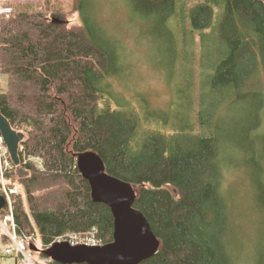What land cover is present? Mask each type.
<instances>
[{
  "label": "trees",
  "instance_id": "16d2710c",
  "mask_svg": "<svg viewBox=\"0 0 264 264\" xmlns=\"http://www.w3.org/2000/svg\"><path fill=\"white\" fill-rule=\"evenodd\" d=\"M39 1L0 0L9 9L0 12V113L23 135L22 171L13 165L6 178L20 188L14 218L27 249L37 229V264H61L43 254L61 237L94 232L102 245L113 240L112 213L91 199L76 166V155L86 150L132 185L134 207L160 242L139 264H264V217L255 218L259 195L252 190L264 192V0H125L135 17L174 33L177 8L184 13L189 1L196 32L183 44L207 47L204 62L213 70L212 94L199 97L198 116L209 117L199 119V133L157 130L141 137L139 117L112 94L113 79L125 69L121 44L101 22L104 0H70L67 11L58 1ZM221 112L230 113L228 123L212 126ZM241 150L251 154L257 179L247 202L255 231L246 240L224 187L229 158ZM1 238L5 244L7 236Z\"/></svg>",
  "mask_w": 264,
  "mask_h": 264
},
{
  "label": "rangeland",
  "instance_id": "374dc122",
  "mask_svg": "<svg viewBox=\"0 0 264 264\" xmlns=\"http://www.w3.org/2000/svg\"><path fill=\"white\" fill-rule=\"evenodd\" d=\"M57 1L65 11L70 10V0H51V3ZM103 3L101 22L109 28L111 33L113 32L114 38L121 44L123 66L126 70V73L123 70V74L113 79L112 94L114 93L116 99H121L120 105H123L124 109L132 110L139 117L137 137L157 130L162 133L187 130L199 133L202 126L199 119L209 121V117L205 115L198 116L199 97L204 95L208 100L212 94L210 77L213 70L211 65L205 64V58L209 59L210 56L207 47L201 48L198 42L196 44L190 42V45L183 44V37L191 41L196 32L191 30L186 13L190 8L187 7L189 1H186L184 13L177 8V14L172 19L171 27L175 28L177 33L156 25L157 23L152 19L144 20L135 17L125 0H104ZM2 9H5L4 3L0 6V12ZM211 60H213L212 54ZM1 78L6 85V78L4 76ZM219 108V112L225 109L223 104ZM224 113H220L224 115L222 121L219 120L220 115L212 117L210 120L212 126H215L217 122L222 127L226 126L230 113ZM187 124H190V127H187ZM243 148L246 147L243 146ZM242 151L230 156L229 159L233 161L231 166L235 171L229 167L225 169L224 187L229 191L231 201L235 204L240 238L246 240V238L250 239L255 231V219L249 212L247 202L251 203V184L255 186L257 179H253L254 167L251 164V154ZM244 174L248 179L250 190L248 194ZM263 174L261 173L260 176ZM252 190L253 195L254 193L259 195V209L254 210L255 218L258 219V212L264 217V192ZM18 191H20L19 187ZM257 228L261 234L260 226ZM35 232L34 244L38 247L40 243L36 228ZM1 234L3 230L0 227V264H15V256L5 255L3 252L4 244ZM253 244L255 245L254 242ZM248 249L251 251L250 245ZM32 258L40 260L36 252L33 253ZM251 258L253 253L249 254L247 259L251 261Z\"/></svg>",
  "mask_w": 264,
  "mask_h": 264
},
{
  "label": "water",
  "instance_id": "95a60500",
  "mask_svg": "<svg viewBox=\"0 0 264 264\" xmlns=\"http://www.w3.org/2000/svg\"><path fill=\"white\" fill-rule=\"evenodd\" d=\"M0 135L13 164L19 167L18 148L23 135L13 130L1 113ZM76 166L89 184L91 199L109 207L114 223L113 240L99 246L56 241L44 249L43 254L61 264H139L153 256L160 242L145 216L134 207L136 192L132 185L108 174L103 160L93 150L79 152ZM4 206L5 198L0 195V210ZM29 247L33 248L31 244Z\"/></svg>",
  "mask_w": 264,
  "mask_h": 264
},
{
  "label": "built area",
  "instance_id": "2783aa9c",
  "mask_svg": "<svg viewBox=\"0 0 264 264\" xmlns=\"http://www.w3.org/2000/svg\"><path fill=\"white\" fill-rule=\"evenodd\" d=\"M3 11H8V9H2L1 12ZM7 153V147L0 135V194L3 195L6 200L4 206V210L6 209V211L3 218H0V227L8 238L3 252L5 255H22L23 259L22 261H19L22 263L30 264V260L28 258L30 252L27 249V243L24 238L19 237L16 233L13 197L18 195L19 191L16 186L10 187L7 185L6 173L12 168V161L7 157ZM58 241H68L71 245H102L101 241L95 238L93 232L82 236L72 235L68 236L67 238H59Z\"/></svg>",
  "mask_w": 264,
  "mask_h": 264
},
{
  "label": "bare ground",
  "instance_id": "6f19581e",
  "mask_svg": "<svg viewBox=\"0 0 264 264\" xmlns=\"http://www.w3.org/2000/svg\"><path fill=\"white\" fill-rule=\"evenodd\" d=\"M7 157L8 158H10V155H9V152L7 153ZM13 163H12V167H13ZM1 210H4V207L1 209ZM0 210V211H1ZM6 210V209H5ZM94 233V232H93ZM69 236H72V235H69ZM74 236V235H73ZM68 237V236H67ZM61 238H63V237H61ZM33 242H35V240L36 239H31ZM7 241H8V238H7ZM25 241H26V243H27V245H28V242H27V239H25ZM32 245V244H31ZM33 246V248L31 249V251H30V249L28 250L30 253H29V255H28V258H29V260H30V264H37V263H41L42 262V260H34L33 258H32V256H33V253H35L36 251H38V247L37 246H35V244H33L32 245ZM22 259H23V256L22 255H19V260H21L22 261Z\"/></svg>",
  "mask_w": 264,
  "mask_h": 264
}]
</instances>
